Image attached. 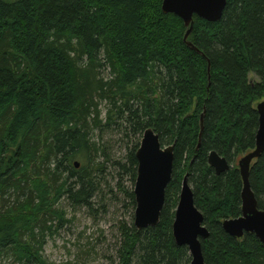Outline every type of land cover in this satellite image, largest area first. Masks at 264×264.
<instances>
[{"label":"trees","instance_id":"obj_1","mask_svg":"<svg viewBox=\"0 0 264 264\" xmlns=\"http://www.w3.org/2000/svg\"><path fill=\"white\" fill-rule=\"evenodd\" d=\"M162 2L0 0V264H49L44 241L65 220L61 201L92 209L108 165L135 184L139 142L125 164L112 161L103 135L113 125L134 138L151 128L174 147L158 225L120 222L118 264H190L172 235L185 176L209 234L204 263L264 264L253 234L236 239L222 228L241 216L242 180L231 164L255 148L264 0H226L215 23L193 16L186 42L188 28ZM210 152L231 168L216 176ZM249 183L264 211V152ZM120 191L135 210L133 191Z\"/></svg>","mask_w":264,"mask_h":264},{"label":"water","instance_id":"obj_2","mask_svg":"<svg viewBox=\"0 0 264 264\" xmlns=\"http://www.w3.org/2000/svg\"><path fill=\"white\" fill-rule=\"evenodd\" d=\"M225 6L226 0H163L162 12L173 14L183 21L184 26L188 28L184 36L186 42L193 16L215 23L221 19ZM186 44L191 46L188 42ZM256 112L258 128L255 148L237 163L242 180L241 216L223 221L222 228L233 238L240 239L244 234H253L264 244V211L258 209L249 183L251 164L264 152V101L256 105ZM173 149V145L161 146L158 135L151 128L143 133L135 153L138 165L133 189L135 199L133 224L138 231L158 225L165 202V191L172 177ZM207 163L216 176L230 169L225 157L216 152L209 153ZM75 167L78 168L79 165L75 163ZM172 235L176 245L187 247L191 258L190 264H205L201 240L208 239L209 234L203 226L202 214L194 205L193 191L186 176L175 210Z\"/></svg>","mask_w":264,"mask_h":264},{"label":"rangeland","instance_id":"obj_3","mask_svg":"<svg viewBox=\"0 0 264 264\" xmlns=\"http://www.w3.org/2000/svg\"><path fill=\"white\" fill-rule=\"evenodd\" d=\"M250 81L257 82L258 79L250 74ZM263 101L258 100L255 106ZM100 108L104 116L106 104L102 103ZM115 128L113 125L103 135V143L112 161L125 164L128 150L136 141L140 144L142 137L134 138L131 134L127 136L125 126L120 132ZM239 159L240 156L236 157L231 166H237ZM106 168L101 177L102 193L92 201V209L76 207L74 210L65 201H61L65 220L59 224L58 233L46 236L44 241L43 257L49 264H118V225L120 222L130 224L134 219V209L129 207L120 189L133 191L134 184L128 175L122 172L119 175L116 171L118 168L111 165ZM5 259L1 260L2 264H16L11 258Z\"/></svg>","mask_w":264,"mask_h":264},{"label":"flooded vegetation","instance_id":"obj_4","mask_svg":"<svg viewBox=\"0 0 264 264\" xmlns=\"http://www.w3.org/2000/svg\"><path fill=\"white\" fill-rule=\"evenodd\" d=\"M248 153H249V152H248ZM245 155H246V154H245ZM243 156H244V155H243ZM243 156H241L240 159H241ZM240 159H239V160H240ZM253 162H254V161H253ZM253 162H252V164H253ZM237 163H238V162H237ZM252 164H251V166H252ZM229 165H230V164H229ZM230 168H231V166H230ZM237 169H238V166H237Z\"/></svg>","mask_w":264,"mask_h":264},{"label":"bare ground","instance_id":"obj_5","mask_svg":"<svg viewBox=\"0 0 264 264\" xmlns=\"http://www.w3.org/2000/svg\"><path fill=\"white\" fill-rule=\"evenodd\" d=\"M146 130H147V129H146ZM146 130H145V131H146ZM145 131H144V132H145ZM142 137H143V135H142ZM134 211H135V210H134Z\"/></svg>","mask_w":264,"mask_h":264}]
</instances>
